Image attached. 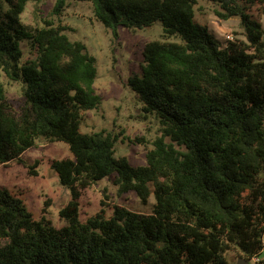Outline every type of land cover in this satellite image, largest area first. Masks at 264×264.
I'll use <instances>...</instances> for the list:
<instances>
[{
    "label": "trees",
    "instance_id": "trees-1",
    "mask_svg": "<svg viewBox=\"0 0 264 264\" xmlns=\"http://www.w3.org/2000/svg\"><path fill=\"white\" fill-rule=\"evenodd\" d=\"M27 1L41 0H0V164L38 139L63 141L72 157L50 165L71 197L56 227L0 187V264H235L232 247L264 264V22L250 13L258 4L264 13V0H206L219 18H239L244 38L224 43L195 20L197 0H81L114 33L161 22L127 79L158 125L143 164L115 155L116 134L81 130L101 103L96 59L65 26L22 23ZM2 74L21 83L16 106ZM110 176L118 194L133 191L143 204L152 194V211L114 205L80 222L82 192Z\"/></svg>",
    "mask_w": 264,
    "mask_h": 264
},
{
    "label": "rangeland",
    "instance_id": "rangeland-1",
    "mask_svg": "<svg viewBox=\"0 0 264 264\" xmlns=\"http://www.w3.org/2000/svg\"><path fill=\"white\" fill-rule=\"evenodd\" d=\"M55 1H27L20 15L21 22L30 27H38L46 19L55 25L67 27L63 32L70 40L84 42L87 51L96 59L97 77L94 88L101 97V103L97 109L85 112L81 130H106L116 134L118 138L115 155L126 156L132 164H143L145 152L150 147L151 140L158 134V125L153 118L143 117L140 104L127 85V79L131 74L140 71L145 43L160 38L161 22L156 21L143 29L120 26L114 33L94 17L90 2L66 0L63 11L57 16L52 13ZM215 9H220L217 4L197 0L195 20L206 25L220 42L230 39L229 37L234 40L244 38L240 34L242 28L239 18L234 16L221 19L215 14ZM250 13L254 19L264 22L262 4L253 6ZM22 48L23 59H26L30 56L26 42L22 43ZM1 80L7 99L15 106L18 105L22 96L21 83L10 81L3 74ZM64 157H72L65 142L38 139L19 159L0 164V187L20 198L35 218L45 217L54 226L60 227L66 221L60 217L59 211L71 196L69 188L60 183L50 162ZM153 202L152 194L146 204L141 203L133 191L118 194L112 176L104 177L82 192L78 218L80 222H84L101 208L108 216L114 205L140 213H150ZM226 254L232 263L244 261V256L234 247ZM263 257L264 247L258 258ZM254 261L252 259L250 264H258Z\"/></svg>",
    "mask_w": 264,
    "mask_h": 264
},
{
    "label": "water",
    "instance_id": "water-1",
    "mask_svg": "<svg viewBox=\"0 0 264 264\" xmlns=\"http://www.w3.org/2000/svg\"><path fill=\"white\" fill-rule=\"evenodd\" d=\"M235 264H249L248 261L238 260Z\"/></svg>",
    "mask_w": 264,
    "mask_h": 264
},
{
    "label": "built area",
    "instance_id": "built-area-1",
    "mask_svg": "<svg viewBox=\"0 0 264 264\" xmlns=\"http://www.w3.org/2000/svg\"><path fill=\"white\" fill-rule=\"evenodd\" d=\"M230 39H232V37H229ZM253 260H256V258H253Z\"/></svg>",
    "mask_w": 264,
    "mask_h": 264
}]
</instances>
